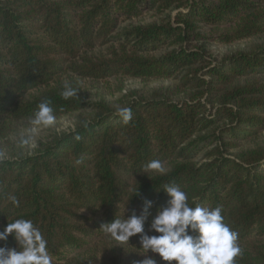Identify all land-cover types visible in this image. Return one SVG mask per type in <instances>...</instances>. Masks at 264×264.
Wrapping results in <instances>:
<instances>
[{
	"label": "trees",
	"instance_id": "1",
	"mask_svg": "<svg viewBox=\"0 0 264 264\" xmlns=\"http://www.w3.org/2000/svg\"><path fill=\"white\" fill-rule=\"evenodd\" d=\"M263 36L264 0H0V140L45 99L75 119L27 153L0 146V230L32 220L52 264H138L139 235L100 227L147 199V231L175 184L189 206L221 208L235 264H264V41L220 59L208 49ZM111 79L176 84L85 100L83 81ZM65 83L77 97L61 96Z\"/></svg>",
	"mask_w": 264,
	"mask_h": 264
},
{
	"label": "clouds",
	"instance_id": "2",
	"mask_svg": "<svg viewBox=\"0 0 264 264\" xmlns=\"http://www.w3.org/2000/svg\"><path fill=\"white\" fill-rule=\"evenodd\" d=\"M77 93L70 83H65L61 96L68 99L77 97ZM118 112L125 122L132 119L130 108H120ZM55 120L50 101L45 99L38 105L31 123L52 125ZM146 168L164 171L158 160L151 161ZM163 192L168 197L166 206L157 210L147 231L145 223L153 205L147 199L139 214L133 212L128 218H114L100 228L115 240L127 244L131 237L139 235V249L144 250L145 258L138 264H157L156 259L147 255L149 252L158 255L166 264H235V258L241 253L237 244L238 234L224 223L221 208L189 206L187 194L175 184L165 185ZM11 201L19 206L15 196ZM150 232L155 234L149 235ZM9 236L16 242V247L0 246V264H52L47 241L32 220L19 218L8 222L0 230V244Z\"/></svg>",
	"mask_w": 264,
	"mask_h": 264
},
{
	"label": "rangeland",
	"instance_id": "3",
	"mask_svg": "<svg viewBox=\"0 0 264 264\" xmlns=\"http://www.w3.org/2000/svg\"><path fill=\"white\" fill-rule=\"evenodd\" d=\"M264 41V36L259 39H250L244 42H239L232 46H220L215 43H210L208 47L212 58L220 59L222 55L233 53L236 50H245L251 44ZM176 82H156V81H138L129 79H111L104 83H96L92 81H83L82 87L84 90L85 100L88 102H96L103 98L107 102L117 101L129 91L138 90L143 93L154 88L172 87ZM121 88V89H120ZM210 105H208V108ZM75 121L74 116H66L56 119L52 125H34L31 122H19L13 125V131L3 140H0V146L3 148V153L9 155L10 151L29 152L33 147H38L39 144L46 142L48 136L52 133L66 131L72 127ZM264 137V133L258 137V141ZM27 140L28 143H24Z\"/></svg>",
	"mask_w": 264,
	"mask_h": 264
}]
</instances>
